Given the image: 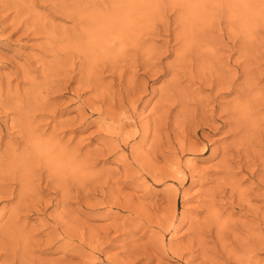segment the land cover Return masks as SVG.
<instances>
[{
	"label": "rangeland",
	"instance_id": "1",
	"mask_svg": "<svg viewBox=\"0 0 264 264\" xmlns=\"http://www.w3.org/2000/svg\"><path fill=\"white\" fill-rule=\"evenodd\" d=\"M0 183V264H264V0H0Z\"/></svg>",
	"mask_w": 264,
	"mask_h": 264
},
{
	"label": "bare ground",
	"instance_id": "2",
	"mask_svg": "<svg viewBox=\"0 0 264 264\" xmlns=\"http://www.w3.org/2000/svg\"><path fill=\"white\" fill-rule=\"evenodd\" d=\"M113 1H114V0H113ZM111 3H112V2H111ZM94 4H95V3H94ZM108 4H109V3H108ZM114 4H115V3H114ZM106 5H107V4H106ZM110 5H111V4H110ZM61 6H62V5H61ZM86 6H87V4H86ZM112 6H113V4H112ZM106 8H107V7H106ZM114 9H116V8L114 7ZM64 10H65V9H64ZM116 10H117V9H116ZM101 11H102V10H101ZM114 11H115V10H114ZM170 11H171V10H170ZM117 12H118V11H117ZM101 13H102V12H101ZM112 13H113V12H112ZM112 13H111V14H112ZM114 13H115V12H114ZM116 14H117V13H116ZM71 15H74V14L71 13ZM109 15H110V13H109ZM112 15H115V14H112ZM112 15H111V19H112ZM106 16H107V15H106ZM106 16H105V17H106ZM180 16H181V15H180ZM107 17H109V16H107ZM97 18H98V17H97ZM113 19H114V18H113ZM121 19H123V18H121ZM94 20H96V19H94ZM125 20H127V19H125ZM121 21H122V20H121ZM121 21H120V23H121ZM113 22H114V20H113ZM118 22H119V21H118ZM123 22H124V21H123ZM123 22H122V23H123ZM94 23H95V22H94ZM110 23H111V22H110ZM115 23H116V22H115ZM115 23H114V25H116ZM125 23H126V21H125ZM182 23H183V22H182ZM96 24H97V23H96ZM111 24H112V23H111ZM111 24H109V25H111ZM126 24H129V23H126ZM126 24H125V25H126ZM106 25H107V23H106ZM106 25H105V26H106ZM120 25H122V24H120ZM120 25H119V26H120ZM123 25H124V24H123ZM116 26H117V25H116ZM116 26H114V27L116 28ZM106 27H107V26H106ZM120 27H121L120 29H123V28H124V30H125V28H126V29L128 28L127 26H126V27L124 26L123 28H122V26H120ZM99 28H100V27H99ZM111 28H112V27H111ZM101 29H102V28H101ZM104 29H105V27H104ZM106 29H107V28H106ZM120 29H119V31H120ZM165 29H166V28H165ZM110 30H111V29H110ZM128 30H129V29H128ZM163 30H164V29H163ZM166 30H167V29H166ZM168 30H169V29H168ZM168 30H167V32H168ZM105 31H106V30H105ZM107 31H109V30H107ZM179 31H180V30H179ZM116 32H117V29H116ZM127 32H128V31H127ZM165 32H166V31H165ZM97 33H98V32H97ZM111 33H112V32H111ZM121 33H122V30H121V32L118 33V34L120 35ZM123 33H124V32H123ZM123 33H122V34H123ZM122 34H121V35H122ZM125 34H126V33H125ZM106 35H107V34H106ZM113 36H114V35H113ZM111 37H112V36H111ZM124 37H125V36H124ZM125 38H126V37H125ZM120 39H121V38H120ZM122 40H123V39H122ZM124 41H125V40H124ZM128 43H129V42H128ZM123 54H124V52H123ZM129 55H130V54H129ZM120 56H121V55H120ZM128 57H129V56H128ZM70 58H71V57H70ZM78 58H79V57H78ZM106 58H107V57H106ZM130 58H131V57H130ZM82 59H83V58H82ZM84 59H86V58H84ZM79 60H81V59H79ZM69 61H70V60H69ZM86 61H87V60H86ZM67 62H68V60H67ZM79 62H81V61H79ZM82 62H83V61H82ZM135 62H136V61H135ZM135 62L132 63V64L135 65ZM148 62L150 63V61H148ZM108 63H109V62H108ZM138 63H139V62L137 61V64H138ZM149 63H148V64L144 63V65L142 64V67L144 66V68H146L145 65H148V66H149V65H153V64H149ZM71 64H73V62H72ZM74 64H75V62H74ZM90 64H91V63H90ZM132 64H131V65H132ZM137 64H136V65H137ZM83 65H84V64H83ZM91 65H92V64H91ZM114 65H115V64H114ZM114 65H109V67H110V66L112 67V66H114ZM129 65H130V64H129ZM131 65H130V66H131ZM134 65H133V66H134ZM140 65H141V64H140ZM71 67H73V66H71ZM86 67H87V66H86ZM86 67H85V68H86ZM92 67H93V66H92ZM92 67H91V68H92ZM111 67L108 68V69H110V71H111ZM114 67H115V66H114ZM114 67H113L112 69H114ZM119 67H120V66H119ZM131 67H132V66H131ZM150 67H151V69H152V66H150ZM81 68H82V67H81ZM93 68H94V67H93ZM99 68H100V66H99ZM104 68H105V67H104ZM147 68H149V67H147ZM86 69H87V68H86ZM88 69H89V68H88ZM116 69H118V66L115 68V70H116ZM93 70H94V69H93ZM115 70H114V71H115ZM97 72H98V71H97ZM97 72H95V73H97ZM118 72H119V71H118ZM90 73H91V72H90ZM90 76H92V75H90ZM94 78H95V77H94ZM86 79H87V78H86ZM86 82H87V81H86ZM223 82H225V81H223ZM226 82H227V81H226ZM91 83H92V82H91ZM88 84H90V83H88ZM93 84H94V82H93ZM224 84H225V83H224ZM227 84H228V83H227ZM90 86H91V84H90ZM218 87H219V85H218ZM223 87H224V85H223ZM104 95H105V94H104ZM97 96H98V95H97ZM100 96H101V95H100ZM102 96H103V94H102ZM102 96H101V97H102ZM98 97H99V96H98ZM98 97H97V98H98ZM169 97H170V96H168V98H169ZM171 97H172V96H171ZM171 97H170V98H171ZM175 97H176V96H175ZM111 98H112V97H111ZM170 98H169V100L171 101L174 97H172L171 99H170ZM101 99H102V98H101ZM107 99H108V98H107ZM175 99H176V101H177L178 98H175ZM99 100H100V98H99ZM99 100H98V101H99ZM105 100H106V99L104 98L103 101L105 102ZM169 100L165 98V100H164V104H165V103H168V104L170 103V104H171L172 102H173V104H174V101H171V102H170ZM101 101H102V100H101ZM176 101H175V102H176ZM96 104H97V103H95V105H96ZM98 104H99V102H98ZM98 104H97V105H98ZM168 104H166V105H168ZM97 105L95 106V107H97V109H95V110L101 111L100 108L98 109V106H97ZM99 105H100V104H99ZM101 105H103V104H101ZM105 105H106V104H105ZM175 105H176V103H175ZM87 106H88V104H87ZM89 106H90V105H89ZM169 106H171V105H169ZM172 106H173V105H172ZM100 107L102 108V106H100ZM162 108H163V107H162ZM169 108H170V107H169ZM91 109H92V108H91ZM170 109H171V108H170ZM92 111H93V110H92ZM102 111H103V110H102ZM94 112H95V111H94ZM100 117H101V116H100ZM103 117H104V116H103ZM101 118H102V117H101ZM108 118H109V117H108ZM162 119H164V117H163ZM99 120H100V119H99ZM160 120H161V119H160ZM166 120H167V119H166ZM166 120H165V121H166ZM26 121H27V120H26ZM154 123H155V121H154ZM157 123H158V122H157ZM162 123H163V121H162ZM22 124H23V123H22ZM24 124H25V123H24ZM29 124H30V123H29ZM106 124H107V123H106ZM159 124H160V122H159ZM164 124H165V122H164ZM17 125H18V124H17ZM17 125H16V126H17ZM101 125H102V124H101ZM154 125H155V127H157V124H156V123H155ZM30 126H31V125H30ZM107 126H108V125H107ZM161 126H162V124H161ZM165 126H166V125H165ZM102 127H103V126H102ZM20 128H21V126H20ZM27 128H28V127H27ZM147 128H148V127H147ZM160 128H161V127H160ZM179 128H180V127H179ZM17 129H18V128H17ZM29 129H30V128H29ZM158 129H159V128H158ZM182 129H183V127H182ZM19 130H20V129H19ZM22 130H23V129H22ZM24 130H25V129H24ZM109 130H110V129H109ZM20 131H21V130H20ZM20 131H19L18 133H20ZM171 131H172V130H171ZM25 132H26V131H25ZM30 132H32V131H30ZM106 132H107V131H106ZM156 132H157V131H156ZM23 133H24V132H23ZM27 133H28V131H27ZM27 133H26V135H27ZM107 133H108V132H107ZM159 133H160V132H159ZM167 133H168V131H167ZM177 133H178V132H177ZM137 135H138V134H137ZM165 136H166V135H165ZM168 137L170 138V134H169V136H167V138H168ZM160 138H161V137H160ZM165 138H166V137H165ZM169 138H168V139H169ZM163 139H164V138H163ZM29 140H30V139H29ZM35 140H36V139H35ZM169 140H170V139H169ZM158 141H159V140H158ZM175 141H176V140H175ZM26 142H27V141H26ZM167 142L170 143L169 141H167ZM28 143H29V142H28ZM30 143H32V141H30ZM160 143H161V142H160ZM37 144H38V143H37ZM157 144H158V142H157ZM105 145H106V144H105ZM155 145H156V144H155ZM158 145H159V144H158ZM32 146H33V145H32ZM44 146H45V145H44ZM164 146H165V145H164ZM159 147H160V146H159ZM109 148H111V147H109ZM113 149H114V148H113ZM113 149H112V150H113ZM117 149H118V148H117ZM153 149H154V148H153ZM155 149H156V148H155ZM155 149H154V150H155ZM157 149H158V148H157ZM103 150H104V149H103ZM99 151H102V150H99ZM113 151H114V150H113ZM163 151H164V150H163ZM96 152H97V151H96ZM117 152H118V151H117ZM161 152H162V151H161ZM101 153H103V151L100 152V154H101ZM149 153H150V152H149ZM152 153H153V152H152ZM154 153H155V152H154ZM162 153H163V152H162ZM162 153H161V155H162ZM157 154H158V153H157ZM163 154H164V153H163ZM131 155H132V154H131ZM149 155H150V154H149ZM154 155H155V154H154ZM164 155H165V154H164ZM95 156H96V155H95ZM110 156H111V155H110ZM108 157H109V156H108ZM151 158H152V157H151ZM156 158H157V157H156ZM152 160H153V159H152ZM137 161H138V160H137ZM137 161H136V162H137ZM153 161H154V160H153ZM139 163H140V162H139ZM145 163H146V162H145ZM141 164H142V163H141ZM142 165H143V164H142ZM140 166H141V165H140ZM141 167H142V166H141ZM147 167H149V166H147ZM143 169H144V168H143ZM32 170H33V169H32ZM139 170H140V169H139ZM144 170H145V169H144ZM148 170H149V169H148ZM146 171H147V170H146ZM71 172H72V170H71ZM72 173H73V172H72ZM75 173H76V172H75ZM156 173H157V172H156ZM158 173H159V172H158ZM158 173H157V174H158ZM169 173H171V172H169ZM149 174H150V173H149ZM164 174H165V173H164ZM47 175H48V174H47ZM108 175H109V174H108ZM166 175H168V174H166ZM150 176H151V174H150ZM50 177H51V176H50ZM160 177H161V176H160ZM160 177H159V178H160ZM172 177H173V176H172ZM26 178H27V177H26ZM51 178H52V177H51ZM143 178H144V177H143ZM45 179H46V178H45ZM99 179H100V178H99ZM108 179H109V178H108ZM153 179H154V177H153ZM157 179H158V178H157ZM157 179L155 178V181H156V182H157V181H158V182H160V181L162 182L163 180L166 181V180H165V177H161L160 181L157 180ZM168 179H169V178H168ZM32 180H33V179H32ZM26 181H27V180H26ZM115 181H116V180H115ZM145 181H147V180L145 179ZM21 182H22V181H21ZM108 182H109V181H108ZM34 183H35V182H34ZM35 184H36V183H35ZM24 185H27V186H28V184H26V183H25ZM38 185H39V184H38ZM82 185H83V184H82ZM96 185H97V184H96ZM83 186H84V185H83ZM85 187H86V186H84V188H85ZM0 188H5V185L2 184V183H0ZM84 188H83V189H84ZM102 189H103V188H102ZM102 189H101V190H102ZM103 191H104V190H103ZM103 195H104V197H105V193H103ZM66 197H67V196H66ZM63 199H64V198H63ZM25 200H26V199H25ZM27 200H28V199H27ZM36 200H37V199H36ZM29 201H30V200H29ZM25 202H27V201H23V202H22V205H21V204H20V205H21V206H24V205H25ZM23 203H24V204H23ZM30 203H32V202H30ZM170 203H171V202H170ZM104 206H105V205H104ZM19 207H20V206H19ZM20 208H22V207H20ZM22 209H23V208H22ZM24 209H25V208H24ZM23 211H24V210H23ZM38 211H39V210H38ZM40 211H41V210H40ZM112 211H113V210H112ZM111 213H112V212H111ZM144 213H145V212H144ZM174 218H175V217H174ZM173 222H174V221L171 222V224L169 225V227H171V225L173 224ZM206 226H207V225H206ZM198 228H200V229H198V233H199V231H200L201 228H202L203 232L201 231L200 233H201V234L203 233V235H204V234H205V235L207 234V233H206L207 230L204 231L206 228H205V229H203V227H198ZM207 228H208V227H207ZM196 229H197V228H196ZM209 230H210V229H209ZM204 232H205V233H204ZM208 232H209V231H208ZM196 233H197V232H196ZM209 233H210V232H209ZM201 234L199 235V237L202 236ZM210 234H211V233H210ZM205 235H204V236H205ZM204 236H203V237H204ZM201 238H202V237H201ZM198 239H200V238H198V235H197V240H198ZM5 241H6V240H5ZM201 241H202V240H201ZM198 242H200V241H197L196 243L198 244ZM9 243H11V242H9ZM258 243H259V242H258ZM263 243H264V242H263ZM2 244H3V243H2ZM2 244L0 243L1 246H5L6 243H4V245H2ZM200 244H201V246H202V245H203V241L200 242ZM7 245H8V244H7ZM193 245H194V243H193ZM263 245H264V244H262V246H263ZM5 247H7V246H5ZM3 248H4V247H3ZM2 251H3V250H2Z\"/></svg>",
	"mask_w": 264,
	"mask_h": 264
}]
</instances>
